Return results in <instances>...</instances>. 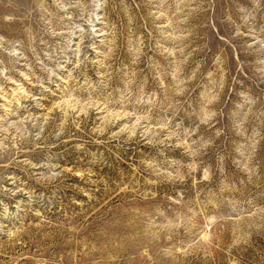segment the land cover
<instances>
[{"label": "rangeland", "instance_id": "374dc122", "mask_svg": "<svg viewBox=\"0 0 264 264\" xmlns=\"http://www.w3.org/2000/svg\"><path fill=\"white\" fill-rule=\"evenodd\" d=\"M0 264H264V0H0Z\"/></svg>", "mask_w": 264, "mask_h": 264}]
</instances>
